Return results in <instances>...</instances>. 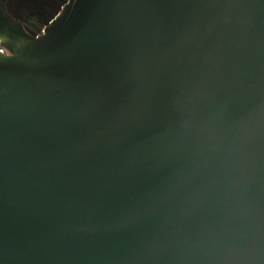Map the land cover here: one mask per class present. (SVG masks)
<instances>
[{
  "label": "water",
  "instance_id": "1",
  "mask_svg": "<svg viewBox=\"0 0 264 264\" xmlns=\"http://www.w3.org/2000/svg\"><path fill=\"white\" fill-rule=\"evenodd\" d=\"M7 1L0 264H264V0Z\"/></svg>",
  "mask_w": 264,
  "mask_h": 264
},
{
  "label": "flooded vegetation",
  "instance_id": "2",
  "mask_svg": "<svg viewBox=\"0 0 264 264\" xmlns=\"http://www.w3.org/2000/svg\"><path fill=\"white\" fill-rule=\"evenodd\" d=\"M66 0H8L9 10L34 34L44 31ZM23 11V12H22Z\"/></svg>",
  "mask_w": 264,
  "mask_h": 264
},
{
  "label": "built area",
  "instance_id": "3",
  "mask_svg": "<svg viewBox=\"0 0 264 264\" xmlns=\"http://www.w3.org/2000/svg\"><path fill=\"white\" fill-rule=\"evenodd\" d=\"M4 51L7 52L8 50L4 47Z\"/></svg>",
  "mask_w": 264,
  "mask_h": 264
}]
</instances>
